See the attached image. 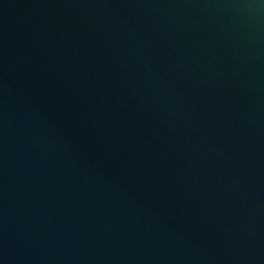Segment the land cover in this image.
Returning <instances> with one entry per match:
<instances>
[{"label": "water", "instance_id": "water-1", "mask_svg": "<svg viewBox=\"0 0 264 264\" xmlns=\"http://www.w3.org/2000/svg\"><path fill=\"white\" fill-rule=\"evenodd\" d=\"M0 264H264V0H0Z\"/></svg>", "mask_w": 264, "mask_h": 264}]
</instances>
